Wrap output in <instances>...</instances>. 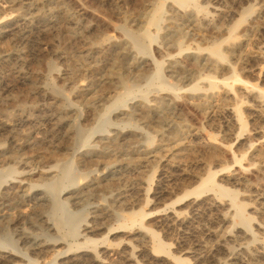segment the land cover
Returning a JSON list of instances; mask_svg holds the SVG:
<instances>
[{"label":"rangeland","instance_id":"1","mask_svg":"<svg viewBox=\"0 0 264 264\" xmlns=\"http://www.w3.org/2000/svg\"><path fill=\"white\" fill-rule=\"evenodd\" d=\"M159 3L164 15L150 27ZM215 3L235 14L222 22L229 32H198L194 21ZM0 20V172L12 169L9 182L27 183L23 192L0 196V238L6 233L13 242L0 246L9 254L0 264H47L56 251L83 247L101 264H128L129 250L137 264H264V257L225 255L221 236L230 237L225 248L233 252L241 227L236 217H219L231 202L251 234L264 239L255 228L264 223V143L249 137L264 127V106L249 93L264 102V0H187L184 7L172 0H0ZM146 30L153 41L138 51L128 34ZM214 45L224 62L213 59L212 69L201 58L194 65L190 54ZM156 62L161 79L148 83ZM228 108L242 125L230 122ZM90 130V146L102 153L92 159L81 155ZM100 136L116 143L103 145ZM69 160L61 199L78 213L79 236L65 239V228H52L43 194ZM213 175L226 192H205ZM91 182L99 187L81 189ZM73 191L76 199L67 193ZM196 196L220 205L187 212L186 201ZM172 208L185 211L184 222L165 220ZM133 214L150 233L133 225ZM36 242L44 245L40 253Z\"/></svg>","mask_w":264,"mask_h":264},{"label":"bare ground","instance_id":"2","mask_svg":"<svg viewBox=\"0 0 264 264\" xmlns=\"http://www.w3.org/2000/svg\"><path fill=\"white\" fill-rule=\"evenodd\" d=\"M172 1L174 3H176L180 7H184L186 2H187V0L186 1H184V0H172ZM163 15H164V4L163 3H159V4L156 5L155 9L152 11V14L150 15L149 20H148V25L150 27L158 28V25H159ZM175 15H174V17L177 18V16L182 17L184 14L176 13ZM234 15H235L234 13L226 11L219 4L215 3V5L210 8L208 15L205 14L199 20H195L194 21V27L200 33L202 31H207L208 30V31L212 32L215 35H220L222 33L229 32V28L223 27L222 22L226 18H231ZM239 20H241V17H240ZM2 21H4V18L2 19ZM171 25H173V24H171ZM1 36H2V34L0 33V37ZM153 36H151V34L149 33L148 30L144 31L141 35H135V34H132V33L128 34V38L130 39V41H132L133 45L136 47V49L138 51H145L146 50L145 42L146 41H153ZM233 50H234L233 47H229V52H232ZM190 58L193 60L194 65L197 63V60L203 58V59H205L207 61L206 65H208V67H210L212 69H215L216 66H217L216 62L213 59L219 58L221 62H224V58L221 55V52H220V49H219V45H214L213 47H211V48H209L207 50H197V52H193V53L190 54ZM154 66H155V71L151 75L150 80H149L148 83H151V81H153V80H156L155 82H157V80L159 81L161 79V76H162V73H161L162 64L156 62ZM209 85L211 87L213 86V84H211V83ZM165 86H166V84H165ZM151 87H152V85H151ZM160 89H162V88H160ZM163 90H167V88L163 89ZM249 93H250V95L252 97H254V99H256L255 101H257V104L259 105V107L264 106V102H261L260 100H257V98H255V96L253 94L254 92H253L252 89L249 91ZM120 98L121 97H119L117 99V102H116L117 104L120 103V100H121ZM142 106H143V108H147L148 107L146 103L143 104ZM235 109L234 108H228L226 110L227 113H228L227 116L230 117V122H232V123H237L238 122V123H240L242 125L241 119H240V114ZM107 117L104 118V124L105 125L109 124V119ZM262 121H264V120H262ZM101 127L103 128V126H101ZM253 130H254V132L249 137H257V139L260 142L264 143V127H260V128L253 129ZM94 134H95V131L90 130V133L88 134V136L85 138L84 141H82L84 144L81 143L83 145V147H87L88 148V150L85 153H81V155L82 156L91 155L90 159L93 158L92 156H94V154L101 153V151L99 149H97L95 146H90V142H91V139L93 138ZM99 140L101 141V144L103 143V145H107V144L108 145H112L111 143H114V144L116 143L115 140L110 138L109 136H100ZM208 145L212 146V147L215 146V144L211 143V142ZM80 148H82V147L80 146ZM75 151H76V149L74 150V152ZM78 152H81V150H79ZM256 152H258V151L256 150ZM256 156H259V154L256 155ZM239 162H240L239 160L235 159V163L239 164ZM71 166H72V163H70V160H69V164H66V167L62 169L61 177L59 179L55 178V179L51 180L50 182H48L47 184H45L46 188H47L46 189L47 192H46V195L43 194L44 195L43 201L49 203V206H48L49 213L54 217L53 218L54 222L52 224V228L53 227L62 228V229L65 228L66 229L65 239L77 238L79 236L78 231L76 232V228H77V225H78V218H77L78 213L69 212V210L67 208L66 201L61 199V194L64 192V189H66L65 188L66 184L69 182L68 180H69V175H70L69 172H70V167ZM12 173H14V170H12V169H8L7 174H4V173L0 172V196H2V197H10L11 195H16L19 192H23V190L27 187V183L25 181L26 178H23L20 181H10L9 182L7 180V176H8V174H12ZM28 174L32 175V173H28ZM28 174L25 173L26 177H28ZM57 177H58V175H57ZM214 178H215V175H213L211 177V179L209 180V182L212 183V185L205 192H211L214 195H218V193L226 192L227 189H225L222 186L216 185L214 183ZM229 180L230 181H234V182H238L236 180V178H230ZM96 187H99V184H95V182L94 183L91 182V183H88V184L87 183L84 184L81 189L82 190L83 189H89V188L94 189ZM67 193H70V194L73 193V195L72 196L70 195L69 198H74V199H76V197L79 195V193H76L74 191L73 192H67ZM38 194H41V193H38ZM229 199L232 200L231 198H229ZM180 201H182V200H178L177 202H175V204L176 203L178 204ZM186 202L187 203L185 204L184 208L187 210V212H190L192 214L197 211V209H198V207L200 205L215 206V207H218L220 205L216 200L213 199V197L212 198H208L206 200H202L200 202L199 197L196 196L195 198L187 200ZM224 205L227 207L228 213L227 214L220 213V215H219L220 221L221 222H225L227 220L230 221V219L232 217H236L240 221V226H236V228L237 227H241L238 231L233 228L235 230V232L237 231L236 232L237 237L241 240V243L237 244L236 247L234 246L235 249H234L233 252H228L227 251L228 249L225 248L226 241L229 240L230 237L228 235H222L221 236V239H220L221 243H220V241H219V243H220V246L224 249L225 255H226V253H227V256H229V255L230 256H234L235 255L236 257L241 256V255H246V256H249L251 260H257L259 258L264 257V239L256 238L253 234H251V232L248 229V224H249L248 220L243 216V213H241L240 209L235 208L236 205L234 207L231 202H230V205L229 204H224ZM213 210H214V208H213ZM184 213H185V211L184 210L182 211V208H177V209L176 208H172L171 210L166 211L164 217H165V220H167V221L174 222V223H182L186 219V218H184ZM20 214L23 216L24 212H21ZM132 216H133V219L131 220V222L133 223V225H136V226L138 225L140 230L150 233V231L148 229L144 228L142 226V224L139 223V221H141V220L134 219V217H136L137 214H133ZM5 217L6 216H3L2 218L4 219ZM142 217L143 216L140 215V219ZM229 221H228V223H230ZM261 224H264V223H261ZM261 224H257L255 226V228L262 235V237H264V226H262ZM87 229H88V227L86 225H84V231H86ZM66 244H68V243H66ZM153 244H154V250L156 252L164 253V251L162 249V245L155 244V243H153ZM250 244H254V246H253L254 248L253 249L250 247L251 250L249 248ZM7 245L13 247V242L10 240V238H8L7 234L4 233L3 236L0 238V246H7ZM55 245L52 246V247H55ZM78 245H80V243ZM227 245H228V243H227ZM33 249H34V251H38L40 253L45 248H44V245L36 242V243H34ZM102 253L104 255H107L109 253L108 248L104 247L102 249ZM1 256H9V254L4 253V252H0V257ZM125 260H126V262L128 264H137L136 261L134 260V251L133 250H129L128 251V253L126 254ZM237 260H238V258H237ZM55 261H59L60 264H81V263H83L85 261H88L91 264H101L102 263L98 259V257L94 254L93 251L86 250V248H84V247H83V249H80L76 254H72V253L71 254H67V252L56 251V257L51 262H48L47 264H54ZM27 264H31V262L28 261Z\"/></svg>","mask_w":264,"mask_h":264}]
</instances>
